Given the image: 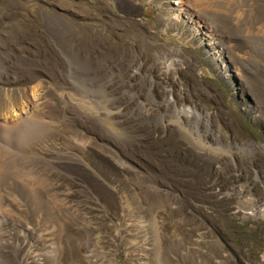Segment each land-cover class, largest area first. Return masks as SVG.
Returning a JSON list of instances; mask_svg holds the SVG:
<instances>
[{"label": "rangeland", "instance_id": "rangeland-1", "mask_svg": "<svg viewBox=\"0 0 264 264\" xmlns=\"http://www.w3.org/2000/svg\"><path fill=\"white\" fill-rule=\"evenodd\" d=\"M198 4L0 0V264L55 263L61 218L71 264H264V0Z\"/></svg>", "mask_w": 264, "mask_h": 264}, {"label": "bare ground", "instance_id": "bare-ground-1", "mask_svg": "<svg viewBox=\"0 0 264 264\" xmlns=\"http://www.w3.org/2000/svg\"><path fill=\"white\" fill-rule=\"evenodd\" d=\"M209 1V5H211L214 0H208ZM199 0H192V5L195 7V8H198L199 7V4H198ZM202 2V1H201ZM207 2V1H206ZM204 2V4L206 3ZM205 7V6H204ZM200 8V7H199ZM76 65L80 66L81 68H84L83 65L81 64H78L76 63ZM85 66V65H84ZM153 81V80H152ZM166 93H165V96H164V99H163V102L166 104L167 106V110L168 112H170V117H172V122L175 124V126L177 127V130L178 132L180 133V137L182 138H187L190 142L192 141V139L194 138V134H192V130L194 129L193 125L190 124V121L191 123H194L192 122V119L193 118H199V119H206L207 120V123L210 122L209 120V113H203L199 110H197L194 106H187V105H180L177 103V101L174 99L173 95H172V92L170 89H166ZM150 91V90H149ZM20 115V114H19ZM14 118V117H13ZM17 118V117H16ZM197 119V120H199ZM10 120V119H9ZM194 120V119H193ZM204 123V122H203ZM195 125V129L198 131V123L197 124H194ZM198 126V128H197ZM201 127V126H200ZM43 128V127H42ZM20 129V128H19ZM202 129V128H200ZM199 129V130H200ZM210 129V127H209ZM212 129H210L211 131ZM202 131V130H201ZM209 132V131H208ZM209 134V133H208ZM208 134L207 132L205 131L204 133H201L199 134V138L196 142H193L191 143L192 146L194 145V143H198L197 145H200L201 148L200 150L198 151L200 154H206V153H214L216 152L215 150H218V152H220V154L216 157V158H219V157H222L220 156L222 153H221V149H225L228 147V149H231V147L233 145H236V144H232L231 142H228V141H221V140H217V144H215V146L213 148L212 145L210 144L209 141H207V138H208ZM186 135V136H185ZM196 136V135H195ZM200 137L204 138V140L200 139ZM202 140V142H201ZM215 141V140H214ZM216 142V141H215ZM255 145L257 146V144L255 142H248L246 144L247 148H249L250 150L249 151H253V150H258L259 148L255 147ZM241 147V146H240ZM243 147V146H242ZM241 147V148H242ZM259 147V146H258ZM12 149V148H11ZM5 152V151H4ZM226 152V151H225ZM254 152V151H253ZM207 155V154H206ZM17 157V156H16ZM91 157V155H90ZM96 160V159H95ZM15 161V160H14ZM42 161V160H41ZM44 161V160H43ZM48 167L44 166L42 169L44 171V173H47V175H51V176H54V174H56V176H54V178L58 179L60 177V179H64L65 178V174L60 170L58 169V165H55L54 162L52 163L49 162V164H47ZM1 168V167H0ZM9 170V169H8ZM46 171V172H45ZM123 172V171H122ZM31 173V172H30ZM2 178V177H1ZM33 178V177H32ZM56 179V180H57ZM55 180V181H56ZM40 182V181H39ZM1 183V181H0ZM3 184V183H2ZM33 184V183H32ZM31 185V184H30ZM87 187V186H86ZM48 188V187H47ZM88 188V187H87ZM90 189V188H88ZM87 189V190H88ZM90 191V190H89ZM88 192V191H87ZM88 195V194H87ZM90 196L92 197H96V195L94 196L93 192L90 191L89 193ZM3 196V195H2ZM89 196V197H90ZM52 197V196H51ZM86 197V196H85ZM98 197H96L97 199ZM1 199V198H0ZM94 199V198H93ZM6 200V199H5ZM99 200V199H98ZM140 202V201H138ZM141 203V202H140ZM9 206V205H8ZM52 206V205H51ZM142 209V208H141ZM142 211V210H141ZM61 212V211H60ZM67 212V211H66ZM61 216V215H60ZM65 216V215H64ZM54 217V216H53ZM146 217V216H145ZM61 218V217H60ZM69 220H65L63 218H61V221L60 223L63 225V227H67V225L69 224L68 222ZM60 224V225H61ZM75 226V225H74ZM28 227V226H27ZM63 228V233L62 231H60L59 233V238H58V242L55 246V248L53 247H50V251H52L53 249V256H54V261L55 263L53 264H71L72 262L70 261L71 260V255L73 253L70 252V250H72V252H75L76 254H74V256H78L76 258H79V260L83 261V262H86V260L88 259L89 261V258H87V255L83 254L80 250V247L82 246V241L81 239H79L78 237L82 238L81 236H78L76 234H73V235H69L67 234L68 231H67V228ZM29 228V227H28ZM46 230V233L49 235V232H51L53 230V227L52 226H47L46 228H44ZM57 231V229H55ZM70 233V232H69ZM74 233V232H73ZM57 234V232L55 233ZM53 235V233L51 234V236ZM58 235V234H57ZM77 238V239H76ZM65 241V243H64ZM71 242L73 243V247L75 249H72V246H71ZM51 244V243H50ZM53 244V242H52ZM70 248V250H69ZM82 248V247H81ZM89 256V254H88ZM90 257V256H89ZM112 257V256H111ZM68 259H70L69 261H67ZM115 259V258H114ZM53 261V260H52ZM91 261V260H90ZM20 264H22L21 260H20ZM88 264V263H87ZM111 264H115L113 260H111ZM117 264V263H116Z\"/></svg>", "mask_w": 264, "mask_h": 264}]
</instances>
